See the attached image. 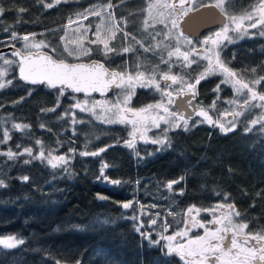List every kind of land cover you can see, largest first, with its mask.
I'll return each instance as SVG.
<instances>
[{"label": "trees", "instance_id": "obj_1", "mask_svg": "<svg viewBox=\"0 0 264 264\" xmlns=\"http://www.w3.org/2000/svg\"><path fill=\"white\" fill-rule=\"evenodd\" d=\"M149 1L0 0V42L21 49L22 39L30 37L47 44L56 57L66 26L114 7L110 13L120 24L119 34L130 33L141 50L139 40L147 42L141 37L150 29ZM213 1L203 0L205 5ZM223 1L230 16L264 2ZM263 24L252 23L221 57L246 88L255 87L258 99L264 97ZM162 34L160 45L168 39ZM123 46L119 39L108 55L94 48L82 61L98 60L122 76L151 74L159 67L182 79L181 90L207 67L200 61V68L168 70L173 65L160 49L148 44L154 52L138 55ZM10 73L0 83V242L12 239L19 245H0V264H185V256L167 252L163 237L182 229L189 210L203 212L200 219L208 224L209 212L225 204L251 237L264 241V116L249 128L262 115V101L257 106L253 98L246 107L250 115L227 133L214 124L182 123L169 131L163 146L129 147L128 128L104 123L92 105L96 98L27 86L16 69ZM219 81L201 78L197 90L214 119L227 109L223 99L232 98L228 90L218 99ZM119 91L110 98L118 99ZM150 93H135L133 107L156 102Z\"/></svg>", "mask_w": 264, "mask_h": 264}, {"label": "rangeland", "instance_id": "obj_2", "mask_svg": "<svg viewBox=\"0 0 264 264\" xmlns=\"http://www.w3.org/2000/svg\"><path fill=\"white\" fill-rule=\"evenodd\" d=\"M214 5L220 7L224 12L223 0L213 1ZM203 0H192V4L183 8L182 12L175 11L171 6L170 0H150L147 11V25L150 33L145 34L147 43L152 47L160 48L167 56H172L181 64L193 63L197 61L207 62L206 70L202 73L203 79L219 77L220 81L216 89L218 99L224 95V92L231 91L232 98L223 99L227 109L222 111L215 119L212 117V109L200 105L201 112L198 120L191 124L195 125H216L223 133L237 128L238 120L249 116L252 109L240 111L239 105H246L251 99L256 98L255 104L259 106L262 101V108L254 121L249 125L252 128L262 121L264 116V97L255 96V87H245V81L239 80L223 72L218 68V62L215 58V43L224 41L226 44H233L246 36L251 28L264 23V2L252 11L238 15L229 16L228 24L222 35L209 37L211 40L210 51L204 55L198 53L193 55V50L199 47V43L192 44L185 39L181 33L180 24L183 17L192 10L204 6ZM109 11L98 10L85 15L83 19H77L72 24L65 27V34L61 38V49L54 50L57 59L77 62L94 54V48L101 50V53L108 55L114 52L113 45L119 40L120 24L115 16ZM183 16V17H182ZM255 21H259L257 23ZM264 25V24H263ZM159 26V27H158ZM162 26V27H161ZM161 27V28H160ZM162 31L168 38L163 45H160ZM123 36V34H122ZM155 40H158L156 43ZM161 46V47H160ZM151 49L149 52H154ZM23 51H43L48 50L47 44L37 41L30 37L23 38L21 41ZM51 52V51H50ZM13 58V57H12ZM165 59V60H166ZM15 59L12 60L8 54L0 55V83H6L9 80L11 71L17 67ZM217 62V63H216ZM229 71V70H228ZM151 74L137 73L128 74L123 77L121 89L116 98L97 99L93 102L95 108L101 110L104 123L125 125L129 131L128 146L132 147L137 143L165 145L169 131L180 127L185 121L177 118L174 108V99L167 95L168 87L164 88L162 80L169 78V75L157 76L156 72ZM164 78V79H161ZM128 82L131 86H128ZM182 82V79H181ZM191 82H186L188 86ZM193 85V84H192ZM1 86V84H0ZM143 86L144 90H151V96L156 99L153 104L145 108L132 109L133 99H135V89ZM184 87V84H183ZM154 88V89H153ZM196 91V89H194ZM229 90V91H228ZM251 110V111H250ZM250 111V112H249ZM256 112V111H255ZM203 212L196 209L189 210L185 225L174 234H167L163 237L164 247L168 253L185 256V264H264V246L247 247L239 242L240 237L250 236L244 224H241L237 218L236 212L225 204L211 210L212 215L208 224H204L200 217ZM164 231L168 232L169 227L164 223ZM197 236H194V234ZM231 234L232 243L228 242ZM0 245L6 247H17L16 240L1 241ZM227 249V250H226ZM256 249L261 253L257 257Z\"/></svg>", "mask_w": 264, "mask_h": 264}, {"label": "water", "instance_id": "obj_3", "mask_svg": "<svg viewBox=\"0 0 264 264\" xmlns=\"http://www.w3.org/2000/svg\"><path fill=\"white\" fill-rule=\"evenodd\" d=\"M190 0H177L176 6L187 7ZM226 15L216 6H205L189 13L180 24L182 32L191 38H199L208 29L224 27ZM10 53L17 62V79L24 85L62 90L75 97L106 98L116 93L120 86V75L98 60L70 63L56 59L50 52L23 53L10 46L0 54ZM177 117L191 123L199 116L198 100L191 91H182L175 97ZM248 247H257L263 242L251 237L240 239Z\"/></svg>", "mask_w": 264, "mask_h": 264}, {"label": "flooded vegetation", "instance_id": "obj_4", "mask_svg": "<svg viewBox=\"0 0 264 264\" xmlns=\"http://www.w3.org/2000/svg\"><path fill=\"white\" fill-rule=\"evenodd\" d=\"M176 1L177 0H170V2H171V6L173 7V8H176V10L175 11H178L179 13H181L182 12V9L183 8H186V7H178V6H176L175 4H176ZM191 4H192V2H191ZM190 4V5H191ZM114 9V8H113ZM228 16V15H227ZM183 17V16H182ZM228 21H229V19H228ZM223 30H225V28H215V29H211V30H209V31H206V33L203 35V36H201V37H199V38H197V39H191V38H187V37H185V39L189 42V44L190 43H192V44H196V43H199L200 45H199V47H197L196 49H194L193 50V55H197L198 53H200V54H202V55H204V54H206V53H208L209 51H210V43H211V40L209 39V37H211V36H214V38L215 37H217V36H220V35H222V31ZM147 33H150V30H148V31H146V34ZM120 37H119V39L120 40H124V49H123V51L125 52V50H127V53H139L138 55H142L141 54V51H149L151 48L148 46V43L147 42H143L142 40H139V42H140V44H141V50H138L136 47H135V43L133 42L134 40H137L134 36H132L130 33L128 34V32H126V34H123V36L122 35H119ZM145 36V35H144ZM141 39H144V37L142 38L141 37ZM133 40V41H132ZM131 45V46H130ZM227 44H226V42H225V39H224V41H219V42H217V43H215V58H216V61L218 62H216L218 65V68L217 69H219V70H222L223 72H225L226 74H228L229 76H231V77H233L232 75H231V73L228 71V69L223 65V62H222V60H221V57H222V53H223V50H224V48H225V46H226ZM212 46V45H211ZM133 47V48H132ZM161 47V46H160ZM129 49V50H128ZM132 49H134V50H132ZM158 49H160V48H158ZM121 51V50H120ZM164 58H162V60H163ZM165 60V59H164ZM200 61H197L196 62V65L199 63ZM167 64L168 63H171L172 65H173V67H170L168 70H178L180 67H181V65H183V66H186V67H190V66H192L193 65V63H190V64H188V63H186V64H181L179 61H177V60H175L174 58H172V56H168V62H166ZM199 68H200V65H197ZM176 68H178V69H176ZM181 69H182V67H181ZM153 70H155V72H156V74H157V76H159V77H161V75H169V78H166V81H167V83L165 82H163L164 80H162V84L164 85V88H166V87H168V88H166V89H168L167 91H169V92H166L167 93V95H171V97L174 99L175 97H176V95L177 94H179L182 90L180 89V87H182V84H184V83H182L181 82V79L179 78V77H175L174 75H172V74H166V73H164V72H161L160 71V68L159 67H157V68H153ZM121 75V74H120ZM199 75H201V73H199L198 74V78H199ZM123 77L124 76H122L121 75V79H120V86L122 85V82L124 81V83H125V80L123 79ZM161 79H164V78H161ZM194 82H195V85H192V84H189L187 87H185V89H187V88H190V89H196V91L198 90V85H199V79H194ZM128 86H131V83L130 82H128ZM141 89H143V86H141L140 87V89L138 88V86L136 87V89H135V93L137 94V92H139V90H141ZM154 89V88H153ZM147 92H152L151 90H147ZM198 92V91H197ZM151 94V93H150ZM255 96H258L257 95V93H255ZM152 97V96H151ZM153 98V97H152ZM154 99V98H153ZM133 102H134V99H133ZM154 102H152L151 104H153ZM150 105V104H149ZM248 105H250V101L246 104V105H239V109H240V111H245L246 110V107L248 106ZM142 108H145V106L144 107H142ZM142 108H140V109H142ZM132 109H136V110H139L138 108H135V107H133V105H132ZM228 241L230 242V243H232V241H231V239H230V237H229V239H228ZM263 251V253H264V249L262 250ZM260 253H261V251H260V249H256V255H257V257L260 255Z\"/></svg>", "mask_w": 264, "mask_h": 264}]
</instances>
